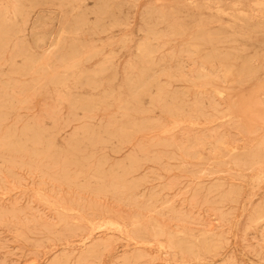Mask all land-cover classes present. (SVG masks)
<instances>
[{"label": "rangeland", "instance_id": "rangeland-1", "mask_svg": "<svg viewBox=\"0 0 264 264\" xmlns=\"http://www.w3.org/2000/svg\"><path fill=\"white\" fill-rule=\"evenodd\" d=\"M203 1L127 0L126 2V0H108L107 2H101L100 0H63L59 3L58 0H52L46 3L44 0H39V3L31 10L23 31L28 48L37 56L44 55L54 48L53 46L57 40L65 32L70 33L71 31L67 35H71L72 38L79 41L84 52L79 59L75 60L78 61L77 63L81 61L80 66L85 70L83 71L85 72L84 74L88 75L83 76L82 82L86 80L87 82L100 81V83L98 82L99 86L97 88H91L85 85L87 82L82 85L81 83L73 85L70 82L68 87L70 91H68L65 86H57L52 82L46 83L45 78L40 79L41 81L39 80L38 82L35 81L37 82L36 84L31 82L30 87L21 89L15 95L16 97L11 95L12 92L7 85H3L4 89L0 90V96L3 95L2 98L6 95V98L13 99L14 102L13 108H10L4 123L1 125V131L3 130L2 127H5L4 130L13 132L23 122H29L37 132L42 131L46 138L51 139L54 147L59 150L57 153H34L26 149L27 152L24 150L10 153L0 149V264H55L57 257L63 251L74 248L78 250L84 242L79 238V236L81 237V235L84 236L88 233L89 225H87V221H83L84 218L87 220L88 218L96 217L95 220H100L101 217L110 219L117 218L120 215V219L123 217V219L128 221L133 216L146 213L147 216L154 217L159 224L162 223L160 226L164 234L161 238L165 243H169V247L165 243V245L162 244L165 247L161 244L158 247V244L153 241H149L150 243L142 246L141 244H144L143 240L131 232V226H127L128 232L126 229L121 230L111 227V229L108 228L93 233L94 236L100 237L101 240L108 241L107 243L104 242L105 245L103 244V247H101L99 256L93 261L77 259L81 261L78 263L135 264L132 262V255L142 249L144 256L139 259L137 264H223L228 260L233 261L234 264H264V228L260 229L261 227L257 226L246 230L250 213L264 197V176L257 180L256 174L251 171H244L240 174L228 169L214 172V169L224 170L226 167L220 166L219 162L213 159H207V157L212 155L209 142L210 133L213 130L218 131L226 128L230 133L229 138L240 139L241 142L239 141V144L244 143L247 139L250 140V136L248 137L244 133L238 134L239 130L236 125L238 119L234 118V112H237V115L242 119L247 117L246 111L248 108L243 104L226 115L214 114V108L211 106V97L223 101L222 97H219L224 92L222 90L223 84L213 83L214 85L210 84L207 86L200 85L197 82L195 84V82L190 80L195 77L196 73L194 72H197L198 61L194 57L191 58V61L189 55L185 59L183 56L187 54L186 52H183V56H169L171 51L180 50L181 41L186 40L195 24L200 23L202 30H209L212 34L228 35V32H233L236 36V34L242 33L245 37L242 42L247 46L243 52L247 54H258L261 52L258 55L259 59H262L264 55V32L254 31L244 23L233 24L227 17L222 15L218 16V19L220 18L218 22L207 24L211 20V16L215 17L216 12L213 9L207 10L204 7H200ZM212 1H222V4H226L234 0ZM242 2H246L247 8L252 3L251 0H242ZM72 6L77 7L72 8ZM150 6L167 8L168 12L178 17L173 20L187 22L183 24L181 29L172 28L174 32H171L170 27L160 21L159 13L152 11ZM251 12L252 10L250 9L249 13ZM152 22H155L154 26H152ZM204 23L205 25H203ZM155 24L157 25L155 26ZM148 26L152 28L150 29ZM223 29H225V33L222 32ZM263 29L264 27L259 26V30ZM43 30L46 31L44 34L45 38L38 41L37 38ZM153 30L155 31L152 32ZM162 34L170 38L169 42L164 43L160 39L158 40L157 35ZM125 38L126 42L121 43V40ZM142 38H146L153 49V63L150 71L140 78H136L134 72L130 69V64L135 62V59H138L136 45L142 42ZM107 39L111 40L107 41ZM112 41L115 42L113 43ZM90 44L94 46L91 47ZM86 45H89L88 48ZM229 45H233V42L225 44L226 49L229 47L226 50L227 52H230ZM206 46L211 47L210 44ZM181 49L185 51L186 47ZM187 49L189 50V48ZM106 53H109L108 58ZM104 59L106 61L110 59L111 63L109 61V64L111 67L113 65L112 70H103L104 72L95 73V70L106 64ZM71 61L73 60L65 61L64 65L70 64ZM179 61L181 62L179 63ZM164 63L167 64L165 65ZM194 63H196L195 66ZM137 64L139 65V63ZM180 66L183 68L180 69ZM57 68L54 65L51 66L45 77L63 70L59 67ZM189 69L192 72L189 73ZM94 74L96 75L93 76ZM25 77L29 78L28 76H21V79ZM254 77L247 79L242 85H234V89L229 91L231 99L237 100L241 93L243 95L249 94L255 85L261 84L263 71H260ZM102 78H104V81H102ZM3 79L7 80V77L3 76ZM136 79L146 81L142 86L143 90L146 91L142 92L143 95L138 100L140 103H136L134 110L126 108L129 111H125L126 115H123L121 113L122 108L118 107V98L114 102L116 105L114 103L96 105L90 107L91 109L85 110L86 113L72 105L74 103L72 100L79 99L81 96L85 97L84 100H89L92 95L98 94L99 96L95 98L98 101L101 95L106 94L104 96L106 97L112 94V91L108 88L110 84L117 86L125 80H131L137 85ZM132 86H129L130 89L128 87L122 88L120 90L121 97L122 92L130 94L133 91L134 94L138 93L139 89ZM164 86L172 92L182 94L183 99L187 100L181 108L185 112L195 111L196 109L191 102L193 99L198 100L201 105L199 104L197 110L202 115L194 119L196 122L194 120L191 122L182 120L175 123L171 117L169 120H162L165 116L163 110L158 106H152L149 100L160 89L163 95H171L169 93L166 94V90H162ZM27 95L28 97L31 95V97L28 98L26 97ZM260 95L264 96L263 94ZM201 99L202 102H200ZM69 100L70 102L66 106V101ZM167 100L169 99L167 98ZM107 101L112 100L103 99L102 102ZM222 104L215 105L217 110L224 109ZM93 108L95 109L93 110ZM118 108L121 110H118ZM243 108L245 111H242L244 110ZM55 114H58V116ZM89 114L91 115L89 116ZM212 115L217 117H211ZM228 115L232 116L229 117ZM176 116H179V113ZM56 117L57 119L55 120ZM70 117L71 119H69ZM129 117L132 119L126 120ZM49 118L57 122L52 123ZM145 118L149 120L146 121ZM233 118L234 120H232ZM82 119H85V121ZM64 120H69L70 122L67 121L65 124ZM59 121L60 123L58 124ZM156 122L159 123L157 124ZM52 124L53 126L56 124L58 126L53 127ZM232 128H235L234 132ZM88 135L92 136L89 137ZM241 135L243 136L241 137ZM144 137L146 138L144 139ZM141 150L144 151V154ZM27 153L29 154L27 155ZM65 159L68 161L66 164H64ZM96 162H99L100 165L94 168L92 165ZM203 169L208 170L211 174L197 179L196 175ZM72 176H75L78 182L73 183L71 180ZM180 176L182 179L178 178ZM167 180L170 181L168 182ZM222 180L226 184L219 189L213 190V185L220 183ZM228 185L234 186L237 191L235 198L232 200L229 195H223L228 189ZM209 186L212 189H208ZM35 189L53 198L54 204L52 206L56 205L59 209L50 207L51 205L45 204L43 201L42 203L39 198L36 199L35 197L37 196L33 193ZM192 193L193 195H191ZM197 193H199V196ZM218 193H222V197ZM54 196H57V198ZM61 198H64L67 204L65 202L64 204ZM68 203L69 206L75 209L68 210L61 206V204L68 205ZM217 207L220 209L216 210ZM119 211H122V213ZM115 212L119 213L116 214ZM125 215L127 216L124 217ZM128 216L129 218H127ZM81 217L82 220L79 219ZM46 229L49 230L50 234H48ZM68 229L69 231L72 230L70 231L71 233H69ZM180 229L195 235L205 231H214L220 237L219 246L214 250L213 254L201 252L199 257H195L180 248L178 250L170 242L176 240V233L180 232ZM64 230L68 232L66 233ZM50 231L55 235H51ZM64 232L67 234L66 236ZM169 233H171V237ZM128 235H131L130 239H127L129 238ZM167 237H170V242H167ZM77 260L72 255L69 259L61 260L60 264H78L76 263Z\"/></svg>", "mask_w": 264, "mask_h": 264}, {"label": "bare ground", "instance_id": "bare-ground-1", "mask_svg": "<svg viewBox=\"0 0 264 264\" xmlns=\"http://www.w3.org/2000/svg\"><path fill=\"white\" fill-rule=\"evenodd\" d=\"M44 1L46 3H49L52 0H44ZM60 1H63V0H58L59 3H60ZM100 1L101 2H107L108 0H100ZM251 1H252V3L249 4L250 7H248L249 10L250 9L252 10L251 13H249V10L247 11L248 8H247V6L245 4L246 2L244 3V2H242V0L229 1V2H227L228 4L227 3L226 4L225 3L222 4V1L213 2L212 0H204L203 2H201L200 7H204L207 10H212L213 9L216 12L215 17L211 16L210 17L211 20H209V21L207 20L208 21L207 24L208 23L211 24V23L218 22V20L220 19V18L218 19V16L222 15V16L227 17L233 24H236V23H242L243 24L244 23L246 26H249L254 31H262V32H264V29L263 30H259V26L264 27V0H251ZM126 2H127V0H126ZM174 2H176V1H174ZM38 3H39V0H0V90L3 88V85H7L9 87V89L11 90V92H12L11 95H13V96L17 95L21 89H23L25 87L29 88L30 85L32 84L31 82H35V81L38 82L40 79L42 80V79H45V78H46V81L45 80L44 81L46 83L52 82V83H55L57 86L58 85L63 86V87L65 86V89H67V90H68V87L70 86V82L73 85H77L78 83H81V85H82L83 83L87 82L86 80L82 82L83 76H88V75L84 74L85 72H83V71H85V70L83 68H81V66H80L81 61H80V63H77L78 61H75L76 59H79L81 57L82 53H84V52H83V49L80 46L79 41H77L74 38H72L71 35H69V36L67 35V34H70L71 31H70V33L69 32H65L61 36V38H59L57 40V42L53 46L54 48L51 49L50 52H48V53H46L44 55L37 56V54H35L34 52L31 51L30 48H28L29 46L27 45V42L25 40V36H24L23 31H24V28H25V24L27 23V21L29 19L31 10H33ZM103 6H104V4H103ZM187 6H188V4H187ZM76 7L77 6H72V8H76ZM94 7H95V5H94ZM150 9L152 11H157V13H159L160 21L165 23L167 26H169L171 32H174L172 28L181 29L183 24H186V22H187V21H185V22L182 21L181 22V21L173 20V19H176L178 17L177 16H173L172 13L168 12L167 8L163 9V8H161V6H150ZM181 9H183V8H181ZM180 18H182V17H180ZM178 20H180V19H178ZM154 23L152 24V26H154ZM188 23H189V25H191L190 22H188ZM228 23H230V22L228 21ZM120 25H122V24H120ZM156 25L157 24H155V26ZM203 25H205V23ZM149 28L151 29L152 27H149ZM225 29H223L222 32L225 33ZM237 30H238V28H237ZM154 31L155 30H153L152 32H154ZM45 32L46 31H44V30L41 32V35L38 36V38H37L38 41L43 40L45 38V35H44ZM91 33L93 35V31ZM98 33H99V31H98ZM179 33H180V31H179ZM228 33H229L228 35L212 34V33L209 32V30L208 31L202 30L201 27H200V23H197V24H195V27H193V29L190 31L188 38L186 40L181 41L180 50H177V51L174 50L175 52L171 51V53L169 51V53H170L169 56H172V57L176 56L177 57V56L182 55L183 52H186L187 54H185V56L182 55L185 59L187 58L186 56L189 55V57H190L189 59L194 57V59L198 61V66L196 68H198L200 70L197 69V72H194V73H196L194 79L191 78L192 80H190L192 82H195V84H196V82L198 84H200V85L202 84V85H206V86L210 85V84H213V83L223 84V87L222 86L221 87H222V90L224 92H222L221 95H219L220 98L222 97L223 101H220L219 99H216L215 97H211L212 98V102H211L212 105L211 106L214 108V112H215L214 114L217 113V114H221V115L222 114L226 115L230 111H233L235 108L238 109V107H240V105H243V104L245 105V107L248 108L247 111H246L247 115H248L247 117H244V119H242L239 115H237V112H234V118L238 119L237 120L238 122L236 121L237 122L236 125H237V128L239 130V131L237 130L238 134L240 135L241 133H244L248 137L250 136V140L247 139V140H245L244 143L239 144L241 142L240 139H238V138L230 139L229 138V134L230 133L228 132V130L226 128H223L222 130H218L216 128L218 131H214L213 130L210 133V142H209V144L211 146L212 155L207 157V159H209V160L213 159L216 162H219L220 166L226 167L224 170L223 169H214V172H221V171H225L226 169H228V170H233L236 174H240V173H242L244 171H251V172L256 174V179L258 180V179H260V178H262L264 176V96L260 95V94L264 95V55H263L262 59H259V55L258 54H260L261 52L258 53V54L257 53H253V54L244 53L243 51H244V49L247 46L242 42L244 40V38H245L242 35V33H238V34H236V36L234 35L233 32H228ZM108 38H111V37H108ZM157 38H158V40L160 39L164 43L169 42V40H170V38H167V36H165L164 34L157 35ZM89 39H91V38H89ZM108 40L109 39H107V41ZM117 41H118V39H117ZM112 42L114 43L115 41H112ZM125 42H126V38L121 40V43H125ZM231 42H233V45H231V46L229 45L230 46V52H227L226 50H228L229 47H228V49H226L225 44L226 43L231 44ZM208 44H210L211 47H207L206 45H208ZM90 45H91V47L94 46L92 44H90ZM88 46H87V48H88ZM97 47L99 48V46H97ZM183 47H186L185 51H183L181 49ZM187 48H189V50ZM94 50H95V48H94ZM136 50L138 51V54H137L138 55L137 56L138 59H135V62H132L130 64V69L134 72L136 78H140L145 73H147L148 71L151 70V65L153 63V59H152L153 49H152L151 45L149 44L148 40L146 38H142V42L137 43ZM108 54L106 55V57L108 56ZM114 56H115V54H114ZM111 57H112V54H111ZM70 60H73L74 62L71 61L70 64L64 65L65 61H70ZM176 60H177V58H176ZM195 60H193V61L195 62ZM104 61L106 62V64H103L99 68L96 66V68H98V69L95 70V73L104 72L103 70H105V71L106 70H109V71L112 70L113 65H112V67L110 66V64H109L110 59H108V61H106L104 59ZM191 61H192V59H191ZM100 62H102V61H100ZM100 62H99V64H100ZM169 62H170V60H169ZM180 62L181 61H179V63ZM110 63H111V61H110ZM137 63H139V65ZM182 63H185V62H182ZM55 64L56 65L58 64V65L56 66ZM186 64H188V63H186ZM53 65L56 68L59 67L60 69H63V70L60 71V72L57 71L56 74H50L49 77H45V74L47 73L49 68H51V66H53ZM96 65H98V64H96ZM195 65H196V63H194V66ZM154 66H156V65H154ZM114 67H116V66H114ZM182 68L180 66V69H182ZM188 71H189V73L192 72V71H190V69ZM260 71H263V78L260 77V78H262V83L261 84L255 85L253 87V89L250 91L249 94L243 95V93H241L240 97L237 100L231 99L229 91H230V89H234V87H233L234 85H242L243 83H245V81H247V79L249 80L250 78L256 76ZM162 72H163V70H162ZM95 75L96 74H94L93 76H95ZM3 76H6L7 80L3 79ZM21 76H28L29 78L25 77V78L21 79ZM260 76H262V75H260ZM184 78H186V77H184ZM102 81H104V78H102ZM135 81L138 83L137 85H135V82L131 81V80H129V81L125 80L122 84H119L117 86H115L113 84H110L108 86V88L112 91V94H110L109 96H106V97H104L106 94L103 95V96L101 95L100 100H98V101L95 100V98L99 96L98 94L92 95L89 100H84V98H85L84 96H81L79 99L75 97L76 101L72 100V101H74V103H72V105H73V107H77L78 109H80V110L85 112V110H88L90 107H93V106H96V105L99 106V105L105 104V103L106 104H112V103H114V102H116L118 100L117 101L118 107L122 108L121 113L123 115H126L127 113L125 111L134 110L136 108V103L140 99V96L143 95L142 92L146 91V90H143V87H142L146 83L145 80L139 81V80L136 79ZM187 81H188V79H187ZM37 82H35L34 84H36ZM98 82L100 83V81H98ZM98 82L91 81V82L85 83V85H87V87L90 86L91 88H97L99 86ZM131 85H133L132 87H134L136 89L137 88L139 89L138 93L134 94L133 91H131L130 94L122 92V97H123L122 98L120 90L122 88H124V87H128V89H130L129 86H131ZM200 85H198V86H200ZM40 86L42 87V85H40ZM163 89L166 90V94L169 93L171 95H163V93H162V91H160L161 90L160 89L149 100V102H150V104L152 106H155V107L158 106L159 108H161L163 110L165 116H164V118H162V120H169L170 117H171L175 123H177L179 121H182V120L184 122L185 121L191 122L194 119H197L199 116L202 115L201 112H199L197 110L198 106L200 104L198 102V100H196V99L194 100L193 99V101L191 102L196 110L195 111L192 110L191 112L190 111H186V112H188V113H186L185 111L181 110V108L184 106L183 104H185L187 102V100L183 99L182 94H180V93L178 94L176 92H172L166 86H164L162 88V90ZM132 90H133V88H132ZM68 91H70V90H68ZM206 91H208V90H206ZM207 94H209V93H207ZM2 96H0V149H1V151L6 150V151H8L10 153L11 152L15 153V152L24 151V150L26 151V149H28V150H30L31 152H34V153H41V152L57 153V151H59V150L56 149V147H54V144L51 141V139H49L48 137L46 138L42 131L37 132L36 129L34 128V126L32 124H30L29 122H23V124H21V126H19L18 129L13 131V132L4 130L5 127L4 128L2 127L3 130L1 131V125L4 123L6 115L9 113L10 108L14 104L13 99L6 98V95L3 98H2ZM62 96H63V94H62ZM67 96H66V98H67ZM69 96H71V95L69 94ZM69 96H68V98H69ZM26 97H28V95ZM29 97H31V95ZM33 97H35V96H33ZM60 98L63 99L62 97H60ZM167 98L169 100H167ZM103 99L104 100H112V101L102 102ZM25 100H28V99H25ZM133 101H135V102H133ZM68 102H70V100L66 101V106H67ZM200 102H202V99L200 100ZM139 103L140 102H138L137 104H139ZM59 104H61V103H59ZM114 104L116 105V103H114ZM209 104H210V102H209ZM221 104L224 105V109L223 110H217L216 106L221 105ZM18 106H17V108H18ZM14 108H15V106H14ZM119 108H118V110H121ZM126 108L128 110H126ZM94 109L95 108H93V110ZM158 110H157V112H158ZM147 111H148V108H147ZM242 111H245V109L242 110ZM52 112L54 113L55 111H52ZM178 113H179V116H176ZM231 114H233V113H231ZM21 115H23V114H21ZM52 115L54 116V114H52ZM90 115L91 114H89V116ZM56 116H58V114ZM231 116H229V117H231ZM12 117H11V119L13 120ZM82 117H84V116H82ZM82 117H80V118H82ZM92 117H90V118H92ZM211 117H217V116L216 115H212ZM234 118L232 120H234ZM49 119L52 121L51 118H49ZM56 119H57V117L55 118V120ZM69 119H71V117ZM131 119L132 118L129 117L126 120H131ZM55 120H53L52 123L53 122H57ZM82 120L85 121V119H82ZM145 120L147 121L149 119L145 118ZM67 121H69V120H66L65 124L67 123ZM107 121H108V119H107ZM6 122H7V120H6ZM14 122H16V121H14ZM36 122H37V120H36ZM59 123H60V121L58 122V124ZM90 123H87V124H90ZM65 124L63 122V126ZM52 126H53V124H52ZM55 126H58V125L56 124ZM55 126H53V127H55ZM172 126H175V125H172ZM176 126L179 127L177 124H176ZM227 127H228V125H227ZM123 128H124V126H123ZM172 128H175V127H172ZM190 128H191V125H190ZM232 129H233V132H234L235 128H232ZM177 131H178V128H177ZM120 134H121V131H120ZM92 135H88V136L90 137ZM124 136H123V138H124ZM175 136H176V134H175ZM242 136L243 135H241V137ZM145 138L146 137H144V139ZM141 139H143V138H141ZM115 141H116V139H115ZM201 142H202V139H201ZM197 143H200V142H197ZM99 149H101V148H99ZM106 149H107V147H106ZM81 150H82V148H81ZM137 150H138V148H137ZM143 150H141L142 153L144 152ZM152 151H153V149H152ZM10 153H9V156H10ZM28 154L29 153H27V155ZM133 154H134V152H133ZM181 156H183V155H181ZM65 158H66V156H65ZM157 158H159V157H157ZM147 161H148V159H147ZM66 163H68V161L65 159L64 160V164H66ZM178 163H179V161H178ZM89 164H90V162H89ZM91 164H92V162H91ZM158 164H159V162H158ZM162 164H164V163H162ZM99 165H100V163L96 162L92 166H94V168H95V167H97ZM118 165H116V166H118ZM136 165H138V164H136ZM178 165L180 166V164H178ZM84 167H86V166L84 165ZM164 167H166V166H164ZM190 167H192V166H190ZM33 168H34V166H33ZM90 169H91V167H90ZM88 170H89V168H88ZM185 171H187V170H185ZM62 172H63V170H62ZM71 172H72V170H71ZM63 173L65 174V172H63ZM209 174H211V172H209L206 169H203V170H200V172L196 175V177H197V179L204 178L203 176H206V175H209ZM82 176H84V175H82ZM178 178L180 179L181 176L178 177ZM71 180L73 181V183L78 182V179L75 176H72ZM174 180H175V178H174ZM167 181L169 182L170 180H167ZM42 182H43V180H42ZM182 182H184V181H182ZM225 184H226L225 181L222 180L220 183L214 184L212 188H213V190H216V189H219V188L223 187ZM173 186H174V184H173ZM11 188H12V184H11ZM212 188L209 186L208 189H212ZM236 192L237 191H236L234 186L228 185V189L226 190L225 193H223V195L224 196H228L229 195L230 199L232 200V199L235 198V195H236L235 193ZM33 193L36 194V196H37V197H35L36 199L39 198V200L41 202L43 201L45 204L51 205L50 207H53V208L56 207V205L52 206L54 204V199L50 198V196L46 195L42 191L35 189V192H33ZM195 194H196V192H195ZM198 194L199 193H197V195ZM221 194H219L220 197H222ZM191 195H193V193ZM191 195H190V197H191ZM196 196H194V197H196ZM55 198H57V196ZM62 200H63V203L64 202L66 203V201H64V198ZM62 200H60V201L62 202ZM194 200H195V198H194ZM218 202H220V201H218ZM62 204H61V206H64L65 207L64 209H68V210L75 209L74 207L69 206V203H68V205H62ZM56 208L59 209L58 207H56ZM82 208H84V207H82ZM218 209H220V208L217 207L216 210H218ZM73 211H75V210H73ZM94 212L96 213V211H94ZM119 212H117V213H119ZM120 213H122V211ZM146 214H144V215H141V214L136 215V214H134L136 216H133V218L131 220H128V221L126 219H123V217H122V219H120L121 216L119 214H118L120 216V217L118 216L119 218L117 217V218L107 219V217H101L100 220H95L96 217L95 218H88L87 220L84 218L83 221L84 220L87 221V223H88L87 225H89L88 233L85 234L84 236H82V235H81V237L79 236L80 240H82L84 242L82 243V241H81L82 245L79 247L78 250L74 248V249H71V250H68V251L67 250L63 251L62 254H60L57 257L55 264H60L61 260H64V259L66 260L67 258L69 259L72 255H74V258H76V260L77 259H89V260L93 261L96 257L99 256V251H100L101 247H103L104 242H106V241H103L104 240L103 238H102L103 240H101L100 237L94 236L93 233H95V231H102V230L108 229V228L111 229V227H113L114 229L115 228H119L121 230H125L127 228V226H131L132 227L131 232H133L136 235V237H139V238H141L143 240L144 244H141L142 246L143 245L145 246L146 243H150L151 241H153L156 244H158V247H159V244L162 245V244L165 243L162 240V238H161V236H163V234H164L163 230H162V228L160 226V224H162V223L159 224L154 217L147 216ZM80 215H78V216H80ZM126 216L127 215H125L124 217H126ZM82 217L79 218V219L82 220ZM127 218H129V216ZM144 219H145V221H144ZM246 225H247L246 226V230H247V228H250V227H255L256 228L257 226H260L261 227L260 229L264 228V197L261 199L260 203L257 206H255L253 211L250 213L249 218H248V223ZM50 226L51 225L49 223V227ZM127 229H126V231H127ZM46 230H48V229H46ZM68 231H69V229H68ZM68 231H65V232L67 233ZM70 231H72V230H70ZM70 231H69V233H71ZM118 232H119V230H118ZM125 232H123V233H125ZM66 233H65V236L67 235ZM48 234H50L49 230H48ZM53 234L54 233H52L51 235H53ZM61 234H62V232H61ZM103 235H104V233H103ZM170 235H171V233H169V236ZM176 235H177L176 240H174L173 242H170L169 241V239L171 237L170 236V237L166 238L167 242L169 241L178 250L180 248L181 250H184L185 252H188V253L194 255L195 257H199L201 255V252H207L208 254H213L214 250L219 246L218 244L220 242L219 235L216 234L214 231H212V232L205 231L203 233L201 232L199 235H195V234H190V233H187V232L181 230L180 232L176 233ZM128 236H129V238H127V239H130L131 235H128ZM131 240H132V238H131ZM165 244H167L168 247H169V243H165ZM164 245H162V246L165 247ZM143 256H144V252L142 251V249H139L138 252H136L134 255H132V260H133L132 262L137 264L139 259H141ZM79 261L80 260H77L76 263H78ZM51 263H53V262H51ZM223 264H234V263H233V261H229L228 260V261H225Z\"/></svg>", "mask_w": 264, "mask_h": 264}]
</instances>
